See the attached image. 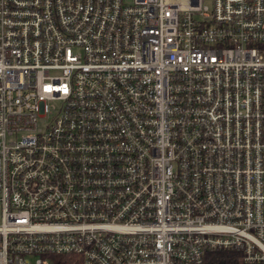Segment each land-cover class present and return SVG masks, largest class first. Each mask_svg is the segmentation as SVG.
<instances>
[{"label": "built area", "instance_id": "obj_1", "mask_svg": "<svg viewBox=\"0 0 264 264\" xmlns=\"http://www.w3.org/2000/svg\"><path fill=\"white\" fill-rule=\"evenodd\" d=\"M51 255L264 264V0H0V264Z\"/></svg>", "mask_w": 264, "mask_h": 264}, {"label": "trees", "instance_id": "obj_2", "mask_svg": "<svg viewBox=\"0 0 264 264\" xmlns=\"http://www.w3.org/2000/svg\"><path fill=\"white\" fill-rule=\"evenodd\" d=\"M49 259L53 264H80L79 260L74 256L51 255ZM235 260V257L229 253L219 254L216 260L214 259V261L221 263L237 262Z\"/></svg>", "mask_w": 264, "mask_h": 264}, {"label": "rangeland", "instance_id": "obj_3", "mask_svg": "<svg viewBox=\"0 0 264 264\" xmlns=\"http://www.w3.org/2000/svg\"><path fill=\"white\" fill-rule=\"evenodd\" d=\"M36 258H34V257H32V258H30V261H34Z\"/></svg>", "mask_w": 264, "mask_h": 264}]
</instances>
